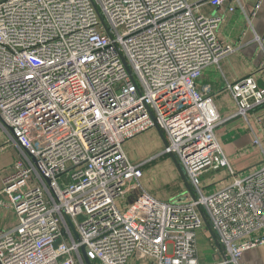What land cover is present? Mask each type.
<instances>
[{"label":"built area","instance_id":"built-area-1","mask_svg":"<svg viewBox=\"0 0 264 264\" xmlns=\"http://www.w3.org/2000/svg\"><path fill=\"white\" fill-rule=\"evenodd\" d=\"M227 1L0 0V151L17 152L1 190L17 224L0 234V264H240L264 245V152L238 174L215 136L229 119L247 122L264 91L251 79L227 86L236 112L223 119L197 87L230 51L206 11ZM155 125L167 146L131 162L123 143ZM169 155L190 195L163 202L139 179ZM203 218L217 248L207 263Z\"/></svg>","mask_w":264,"mask_h":264},{"label":"crops","instance_id":"crops-1","mask_svg":"<svg viewBox=\"0 0 264 264\" xmlns=\"http://www.w3.org/2000/svg\"><path fill=\"white\" fill-rule=\"evenodd\" d=\"M206 11L221 18L218 37L230 51L218 65H211L202 72L197 87L203 94L211 97L220 117L225 119L236 112V104L227 86L251 79L264 91V0H229L218 8L207 7ZM255 119H259V123ZM215 136L236 173L245 175L253 170L261 162L262 151L264 152V102L249 113L247 122L241 118L229 119L216 129ZM255 138L260 140L261 149L252 146ZM153 142V147L151 146L149 151L143 148L142 153L131 148L127 141L122 149L131 162H146L163 150L158 149L154 138ZM16 156L17 152L13 148L0 151V234L12 230L17 224L15 211L7 195L1 191L4 187L2 180L11 172ZM153 161L145 164L141 170L139 182L144 192L163 202L183 199L190 195L176 168L170 173L169 184H166L164 179L161 184V180L157 179L158 173H153L152 169L148 168ZM145 168L148 174H145ZM218 187L221 185H216L215 188ZM136 195V192L127 195L128 203H131ZM200 261L206 263L205 260ZM138 263L152 264L136 258L129 264ZM240 264H264V245L245 251Z\"/></svg>","mask_w":264,"mask_h":264},{"label":"rangeland","instance_id":"rangeland-1","mask_svg":"<svg viewBox=\"0 0 264 264\" xmlns=\"http://www.w3.org/2000/svg\"><path fill=\"white\" fill-rule=\"evenodd\" d=\"M2 133L3 132L0 129V142L1 143L3 141ZM152 137L154 138V140H156L158 149L162 150L163 149L162 141H161L160 137L158 136V134L154 128H151L147 131L139 133L135 137L127 140V143L130 145L131 148L137 149L139 153H142L143 148H146L149 151L150 147L151 146L153 147L154 142H153ZM122 147H123V145H122ZM148 168L152 169L153 173H158L157 179L161 180L160 181L161 184L163 183V179H164V182L166 184H169L168 178L170 176V173L175 171L174 164H173V162L169 156L158 157L155 161H153V163H151L148 166ZM143 170L145 171V174H148L147 168H145ZM164 173H167V174H164ZM224 176H225L224 173L221 172L219 174V176L216 175V180L214 182H210L209 180H206L203 183L202 188L205 190V192L208 190H211V189H216L215 188L216 185L217 186L220 185V182H221L222 178H224ZM209 185H210V187L208 188L207 186H209ZM123 202L124 201L117 202V204L121 210H124L125 207L128 206V202H126V204H124ZM209 235H210L209 231L207 230V228L204 227V224H202V228L196 232V245H197V249H198V256H199L200 260H205L204 262H206V263L213 261L217 255V252L214 248V244L208 243ZM132 259H134V258H132ZM132 259L129 260V263Z\"/></svg>","mask_w":264,"mask_h":264},{"label":"water","instance_id":"water-1","mask_svg":"<svg viewBox=\"0 0 264 264\" xmlns=\"http://www.w3.org/2000/svg\"><path fill=\"white\" fill-rule=\"evenodd\" d=\"M153 128L156 130L158 136L160 137L163 146L166 147V146H167V143H166V140H165V138H164V135H163L162 131H161L156 125H155ZM169 156H170V158H171V160H172V162H173V164H174V166H175V168H176L178 174L180 175L181 180L183 181V183H184V185L186 186L187 190L190 192V187H189V185H188V183H187V181H186V179H185V177H184V174H183V172H182V170H181L179 164L177 163V161H176V159L174 158L173 155H169ZM203 222L205 223L207 229L210 231V228H209L208 223H207V221L205 220V218H203ZM82 251H83V249H82ZM84 263H85V264H91V263L89 262V260H87L85 257H84Z\"/></svg>","mask_w":264,"mask_h":264}]
</instances>
